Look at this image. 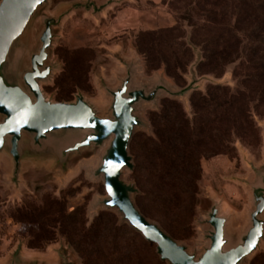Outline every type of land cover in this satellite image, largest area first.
<instances>
[{"label": "rangeland", "instance_id": "rangeland-1", "mask_svg": "<svg viewBox=\"0 0 264 264\" xmlns=\"http://www.w3.org/2000/svg\"><path fill=\"white\" fill-rule=\"evenodd\" d=\"M249 1L255 3L254 8L243 4ZM77 3L88 6V10L74 11L56 31L52 54L57 70L52 80L42 85L51 101L74 102L81 95L101 116H108L109 102L99 96V84L104 81L114 86L115 76L123 75L119 57L140 61L141 83H153L161 76L185 88L196 59L198 76L216 80L192 92L189 107L164 98L158 111L143 109L151 131L135 133L130 145L134 170L124 175V181L139 191L135 196L139 210L142 212V199L148 207L142 214L190 253L198 252L202 241L196 219L209 205L204 196L221 200L240 219L250 198L242 182L250 173L240 155L245 152L256 166L264 163V0H49L40 14L57 17ZM36 25L40 30L39 19ZM209 95H213V104L202 111L207 122L196 132L202 173L195 203L186 201L175 213L164 214L149 195L161 197L149 184L148 165L138 151L132 150V143L144 138L159 142L151 115L162 114L166 101L177 104L193 128L198 117L192 102ZM88 157L84 161L82 157L72 158L67 173L57 168L54 158L24 163L14 179L10 160L0 156V261L18 246L27 256L38 259H52L54 249L63 246L80 264H86L74 244L85 239V244H92V264H131L134 260L111 259L109 247L93 238L95 230L112 232L115 228L121 230L120 235L125 229L131 231L138 243L148 245L144 252L147 259L138 253L143 264H154L153 257L162 263L156 247L124 223L117 212L103 208L93 212L106 192L102 179L89 176L98 165L97 157ZM69 215L71 218L65 219ZM246 264H264V245Z\"/></svg>", "mask_w": 264, "mask_h": 264}, {"label": "water", "instance_id": "water-1", "mask_svg": "<svg viewBox=\"0 0 264 264\" xmlns=\"http://www.w3.org/2000/svg\"><path fill=\"white\" fill-rule=\"evenodd\" d=\"M48 3L49 0H0V156L10 160L14 179L24 163L54 158L57 168L67 173L72 158L82 157L84 161L88 156L92 160L97 157L98 165L89 176L102 179L106 196L94 205L93 212L102 208L117 212L124 223L156 247L162 263L246 264L264 245V163L256 166L245 152L241 153L250 173L242 181L250 198L240 219L221 200L204 196L209 205L196 219L202 245L195 253L142 214L135 203L138 189L124 181L125 173L134 170L130 145L135 133L151 131L143 109L158 111L164 98L179 100L189 107L190 94L216 80L198 76L196 59L185 88L161 76L153 83H141L140 61L136 57L131 61L119 57L123 75L115 76L114 86L104 81L99 84V96L109 102L108 116H101L81 95L74 102H53L42 85L48 84L57 70L52 54L56 31L74 11L89 7L77 3L57 17L40 14ZM77 260L63 246L54 249L52 259L27 256L18 246L0 264H80Z\"/></svg>", "mask_w": 264, "mask_h": 264}, {"label": "trees", "instance_id": "trees-1", "mask_svg": "<svg viewBox=\"0 0 264 264\" xmlns=\"http://www.w3.org/2000/svg\"><path fill=\"white\" fill-rule=\"evenodd\" d=\"M246 3L244 2L243 4L251 8L255 6L253 1ZM261 7V5L258 6V8ZM212 13L209 15H213ZM250 15L251 13H248L247 18ZM208 18L210 17L208 16ZM249 39L251 43L255 44L252 35H249ZM262 44L259 43L258 46H262ZM216 61L219 63L220 60ZM209 98L199 96L192 102L195 116L198 117V123L196 122L197 125L193 128L190 127L189 122L185 119L177 104L168 101L164 102L162 114L151 115L159 142L144 138L137 143L135 141L132 143V150L134 152L138 151V156L148 165L146 175L149 184L161 197L156 194L149 195L154 197L153 201L163 210L164 214L175 213L186 201L191 202L192 205L195 203L197 182L202 173L201 160L196 143V132L200 130L201 125L203 126L207 122L205 117L202 116V111L213 104V95H209ZM138 181L141 182V179L138 178ZM143 200H140L139 205L142 212L146 214L148 207ZM191 216L188 218L190 219ZM69 218H71V215L65 217L67 220ZM125 230V233L120 235L119 232L121 230L114 228L112 232H107L105 229L100 228L93 232V238L98 243H103L106 247H109L108 255L111 259L118 261L117 258L120 257L119 261H122L127 258L129 261L134 260L131 264H143V257L141 259L138 253L144 254L145 258L146 254L144 252L148 250V245L144 242L138 243V238L135 237L134 233L127 229ZM173 233L177 232L174 230ZM83 240L78 241V243L75 241L74 244H76L77 251L85 263L92 264L93 254L90 250L92 244L87 245L84 243L85 239ZM121 240H124V244L120 245ZM153 259L154 264H162L156 257H153Z\"/></svg>", "mask_w": 264, "mask_h": 264}, {"label": "crops", "instance_id": "crops-1", "mask_svg": "<svg viewBox=\"0 0 264 264\" xmlns=\"http://www.w3.org/2000/svg\"><path fill=\"white\" fill-rule=\"evenodd\" d=\"M242 157V155H240Z\"/></svg>", "mask_w": 264, "mask_h": 264}]
</instances>
